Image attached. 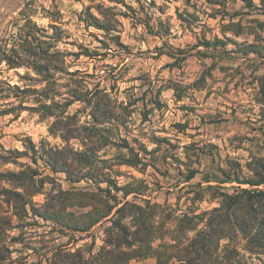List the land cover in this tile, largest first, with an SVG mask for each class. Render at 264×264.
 <instances>
[{
    "label": "rangeland",
    "instance_id": "rangeland-1",
    "mask_svg": "<svg viewBox=\"0 0 264 264\" xmlns=\"http://www.w3.org/2000/svg\"><path fill=\"white\" fill-rule=\"evenodd\" d=\"M3 10V264L137 253L139 211L173 228L189 210L224 207L219 191L249 187L219 181L254 177L264 161V0H13ZM234 243L245 264H264V247Z\"/></svg>",
    "mask_w": 264,
    "mask_h": 264
},
{
    "label": "trees",
    "instance_id": "trees-1",
    "mask_svg": "<svg viewBox=\"0 0 264 264\" xmlns=\"http://www.w3.org/2000/svg\"><path fill=\"white\" fill-rule=\"evenodd\" d=\"M0 60H5L7 64L10 61L9 55L3 50H0ZM257 162L254 177L240 179L238 176L234 178L227 174V180L219 181L224 183L236 180L249 186L239 188V192L235 194L219 191V195L224 200V207H215L200 213L189 210L173 228L156 226L151 211H139L134 232L135 241L141 245L138 246L140 250L137 253L121 252L120 254L115 250L106 249L98 254V258L88 259L81 253L69 251L63 255L65 261L62 264H127L132 258L147 256L154 257L158 264H170L171 259L176 260V264H245L238 246L234 243L236 237L241 236V239H246L248 245L253 241L256 246L264 247V188H254L264 184V161ZM194 174V171H190L188 179L193 178ZM208 187L212 188V186ZM256 202H260L259 209L254 206ZM112 209L113 207H110L101 217L108 216ZM138 209L141 210L139 207ZM201 222L203 227L196 229ZM190 231H194V235L190 236L188 234ZM156 235L171 240V242L166 240L162 242L166 248L163 252L157 251L152 245ZM222 240L225 242L221 243ZM169 247L173 252H169ZM4 260L6 259L0 256V264H3ZM56 262L53 255L46 264H56Z\"/></svg>",
    "mask_w": 264,
    "mask_h": 264
},
{
    "label": "crops",
    "instance_id": "crops-1",
    "mask_svg": "<svg viewBox=\"0 0 264 264\" xmlns=\"http://www.w3.org/2000/svg\"><path fill=\"white\" fill-rule=\"evenodd\" d=\"M13 0H0V12L4 13V8L8 7V4L10 2H12ZM18 1V0H15ZM19 1H23V0H19ZM127 264H158L156 259L152 256H147V257H142V258H132L129 260V262Z\"/></svg>",
    "mask_w": 264,
    "mask_h": 264
}]
</instances>
